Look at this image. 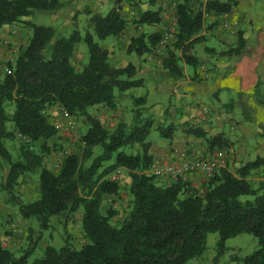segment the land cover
I'll return each mask as SVG.
<instances>
[{
  "label": "trees",
  "instance_id": "16d2710c",
  "mask_svg": "<svg viewBox=\"0 0 264 264\" xmlns=\"http://www.w3.org/2000/svg\"><path fill=\"white\" fill-rule=\"evenodd\" d=\"M169 1L175 3L176 24L162 65L178 76L183 75L182 63L190 65L197 78L195 68L200 60L192 46L202 38L206 19L215 17L208 24L211 26L231 11L232 3ZM118 3L120 0L115 1ZM62 5L61 0H0V28L22 21L30 29L26 43L18 46L13 61L6 62L0 78V186L7 192L5 201L14 203L29 222L36 218L41 228L47 227L51 216H62L66 222L81 208L85 241L75 247L65 238L59 247L46 245L40 256L29 260L39 235L30 237L26 247L17 252L0 240V264H190L189 260L205 251L209 232L217 233L212 262L219 263L229 237L249 233L256 237L257 245L236 257L237 263L264 264V179L251 178L254 169L264 170V157L256 156L232 168L220 167L204 177L201 194L193 191L189 179L166 176L167 180H161L162 176L147 172L154 161L146 140L153 118L143 115L145 97L133 95L131 122L118 121L111 129L87 111L100 104L114 109L118 94L143 82L133 63L110 65L108 50L95 40L119 35L128 20L119 5H113L105 13L88 17L92 30L82 33L73 27L68 34L55 36L53 26L25 19L35 11L52 12ZM158 11L146 9L138 13L135 22L153 25L159 22ZM162 32L132 37L127 51L137 55L150 51ZM80 41L86 44L88 56L77 69L71 58L74 44ZM243 48L239 32L236 42L223 53L238 56ZM51 105H59L70 115L81 114L87 123L81 151L62 155L55 170L44 165L43 155L45 140L56 134L48 119ZM8 121L12 129L7 128ZM166 126L162 135L170 136L173 126ZM186 132L204 137L209 150L228 146L225 137L206 138L200 127H189ZM16 136L22 141L19 159H13L4 143ZM36 142L42 152L31 149ZM95 147L99 148L96 154ZM133 147L137 151L125 150ZM118 167L128 170L130 199L124 215L112 223L117 209L110 206L102 211L101 207L106 196L119 193V181L110 177ZM32 172L38 175V194L24 202L13 193V187Z\"/></svg>",
  "mask_w": 264,
  "mask_h": 264
},
{
  "label": "rangeland",
  "instance_id": "374dc122",
  "mask_svg": "<svg viewBox=\"0 0 264 264\" xmlns=\"http://www.w3.org/2000/svg\"><path fill=\"white\" fill-rule=\"evenodd\" d=\"M116 0H69L67 6L69 8H58L55 11L47 12V11H35L32 15L25 17V19H29L36 24H46L51 26H56L58 24H62L65 27L62 35L68 34L73 27H77L82 33L86 29L92 30V27L88 25V17L93 13H105L108 9L113 5H119L122 16L129 17L130 7H133L137 10L138 13L148 9H159L161 10V17L159 22L162 20L163 28H156L155 25L147 28L146 34L160 33L166 27H170L175 31V26H173V15H174V5L169 0H120V3L115 4ZM89 10V13L86 10ZM138 15V14H137ZM214 18L206 19V24L203 28H208L209 23L214 22ZM129 21V18H127ZM136 20V16H133V23ZM224 20H228L229 28L224 27L221 22ZM67 24V25H66ZM160 24V23H159ZM18 31V36L14 40H9L6 38H0V54L4 55L3 59L0 61V78L3 74V68L7 61H13L18 46L26 43V39L30 33V29L24 25L22 21H18L14 24ZM58 27V26H57ZM233 25L229 19H226L225 16H220L217 18L213 27H210L207 31V38L204 41L196 42L195 47L200 49L203 46H214L219 49L222 48V44L219 43L215 38H213L210 34V31L214 30H222V32H230L232 31ZM202 30V31H203ZM201 31V33H202ZM11 34H15L10 32ZM60 32H57L55 36H59ZM174 37V36H173ZM173 37L165 44V46L161 47L159 51H156V45L150 50V56L146 57L143 55H137L135 52L128 53L126 50V41L129 39L127 34L122 31L119 35H109L103 39L95 40L101 46H110L113 47V51L111 54H108V61L112 66H123L128 62L133 63L136 67L139 63H143L150 68L160 69L162 65L163 51L166 52L165 49L171 46L173 42ZM231 37H234L231 35ZM213 44V45H212ZM107 46V47H108ZM113 53V54H112ZM223 53V52H222ZM204 55V54H203ZM201 55L198 59L203 58L204 60L211 61L210 56ZM88 56L87 46L83 41L77 43V47L75 48L71 61L75 68L80 69L83 64L86 62ZM187 70L192 72L193 69L190 65L186 66ZM257 90L254 92V98L257 101L262 102L264 106V81H257L256 86ZM147 89L145 86H137L129 89V92H122L118 94L116 99V107L114 109L107 108L104 105H95L93 107L88 108V112L97 117L101 124L108 129H111L115 126L118 121H123L126 124H129L132 120L133 114V102L132 96L143 95L144 90ZM154 91V89H150ZM156 105L154 108H150L148 103L142 108L143 115H150L153 118L152 127L150 128L146 140L151 142H158L160 140H165V142H169L170 136L162 135L163 127H167L166 125L169 123V116L167 109L169 108V102L176 105V110H179L180 103L183 102L178 100H171L170 96L165 93H156L155 95ZM151 99H149L150 101ZM183 100V99H181ZM188 100H191L189 97ZM7 111H12V106H7ZM178 112V111H177ZM48 119L50 123L55 127L56 123H62L61 128H56V134L45 140L46 143V151H43L44 155V165L50 167L51 169H56L59 165L60 159L62 155L67 152H76L81 151V136L85 132V128H87V123L84 121V118L81 114L70 115L68 114L62 107L59 105H51L48 110ZM178 116V113L177 115ZM177 123V120L174 121ZM7 128L12 129L11 121H8ZM172 133L178 135L181 130L177 128L172 129ZM204 142V139H203ZM5 146L11 153L13 159L20 158V146L22 144L20 137H13L11 139L4 140ZM38 142H36L31 149H34L38 152H42L40 146H38ZM202 146V145H201ZM204 146V147H203ZM200 148V152L188 153L183 149L186 155L195 156V157H211L221 155L225 159V165L229 168H232L233 162L235 161H244V157H240L237 153H231L222 149L221 151L213 149L208 152L205 150L206 143ZM204 149V150H203ZM128 152L137 151L136 147L126 148ZM99 152V148H94V154ZM250 158L253 159L256 156H253L252 153L254 151H250ZM253 156V157H252ZM264 157V154H262ZM159 161V160H158ZM243 163V162H242ZM237 165V164H236ZM240 165V164H238ZM5 172V171H4ZM111 178H115L120 183V190L118 194L108 195L102 202V211H105L107 207H114L117 209L118 213L111 218V222H116L120 219L128 208V203L130 196L126 191V182L130 180V176L128 170L124 167H118L112 171L110 174ZM165 176L161 178L164 180ZM204 174L201 172H196L192 174L189 181L191 186L193 187V191L197 194H201L203 189V180ZM160 178V177H158ZM252 180L264 179V170L262 169H254L251 174ZM160 180V179H159ZM38 175L37 172L28 173L25 175L23 180H18L13 187V193L17 198H20L22 201H30L38 194ZM7 196V192L2 189L0 186V236H2V243L13 251L17 252L28 244L30 237L35 238L39 235V239L35 244V249L29 256V260L37 256H40L43 253V250L46 245H52L54 247H59L67 238L70 243L79 247L84 241V237L82 235L81 230V208H79L75 214L71 218H69L66 222L63 221L62 216H51L47 227L41 228L39 222L36 218H31L30 222L26 220V218L22 217L18 210L17 206L11 201H5ZM13 226V230H12ZM217 239L216 232H209L207 234L206 239V248L203 254L197 258H193L189 260L190 264H238L236 257L244 256L247 253H250L257 245V239L253 235L249 233H240L229 237L226 242V250L223 252L221 257L219 258V263L212 262V257L215 254V242ZM235 257V258H234Z\"/></svg>",
  "mask_w": 264,
  "mask_h": 264
},
{
  "label": "crops",
  "instance_id": "0c3cea01",
  "mask_svg": "<svg viewBox=\"0 0 264 264\" xmlns=\"http://www.w3.org/2000/svg\"><path fill=\"white\" fill-rule=\"evenodd\" d=\"M61 1L63 2L62 8H69L67 6L69 0ZM223 1L232 3L231 11L225 15V18L230 20L233 29L228 33L217 29L210 31L211 36L222 44V48L203 46L200 50L195 47L196 44L192 46L191 50L198 58L203 54V56L211 58V61L208 62L203 58L199 59L200 63L195 68L197 78L193 71L187 70V65L184 63H182L183 75L179 76L168 73L163 65L160 69L150 68L141 62L137 65V75L143 80L140 86L147 87L143 92L145 105L148 103L150 108H154L156 105L155 95L160 92L168 94L171 100L183 102L180 103L179 110H176L175 104L169 102L170 105L167 109L170 117L169 123L174 128L177 125L181 132L175 135L171 131L169 142H165V140L150 141L149 151L154 161L159 160L164 163L176 161L181 157L180 152L183 149L189 154L199 153L200 148L206 143V139L187 133L186 130L189 127L202 128L206 138L222 135L228 143V146L222 148L223 152L226 150L232 154L237 153L240 157H244L242 162L252 159L249 149L254 151L253 156L264 154V106L262 102L254 98V92L258 87V85L256 86L257 81H264V0ZM129 7L130 11L134 10V14L129 13L130 16L125 17L129 18L123 30L129 38L126 41V50L132 37L146 32L147 28L153 25L156 28H163L162 20L153 25L133 23V16H138V12L133 7ZM148 9L156 10L151 7ZM157 15L160 19L162 15L160 8ZM15 23L3 25L0 28V38L15 41L18 36L17 28H19L14 25ZM64 26L62 24L53 26L55 35L57 32L62 35L65 30ZM210 27H213V24ZM210 27L202 31V38L199 41H204L207 38L206 33ZM239 32L244 40V48L240 55L222 53L225 49L227 50L228 46L236 42ZM107 46L102 47L106 48L110 55L113 47ZM76 47L77 43L74 44L73 52ZM131 52L133 51L128 53ZM150 53L151 51L144 52L140 57L143 55L149 57ZM162 53L164 56L165 51ZM3 57L4 55L0 54V61ZM150 89H154V91ZM124 92L128 93L129 89ZM189 97L191 100H188ZM149 99L151 100L149 101ZM177 113L178 116H176ZM175 120L177 123L174 122ZM222 149L216 148L219 151ZM205 150L210 152L207 148ZM242 162L235 161L232 167ZM160 179L162 180V178ZM2 238L0 236L1 241H3Z\"/></svg>",
  "mask_w": 264,
  "mask_h": 264
},
{
  "label": "built area",
  "instance_id": "2783aa9c",
  "mask_svg": "<svg viewBox=\"0 0 264 264\" xmlns=\"http://www.w3.org/2000/svg\"><path fill=\"white\" fill-rule=\"evenodd\" d=\"M175 3L172 2V5ZM130 14H134V10L129 12ZM172 24L175 26V17L174 15ZM224 27L229 28L228 20H224L221 23ZM174 36L173 30L170 27H166L163 32L161 33L159 40L156 44V51H159L161 47L165 46L167 42ZM62 123H56L55 128H61ZM181 157L176 161L171 162H160V161H153L150 169L147 172L153 173L157 176H168L170 178L176 179H190L192 174L196 172H201L204 176H210L214 171L223 167L225 165V159L221 155L218 156H211L206 158L195 157L186 155L184 151L180 152ZM13 230V226H12Z\"/></svg>",
  "mask_w": 264,
  "mask_h": 264
}]
</instances>
